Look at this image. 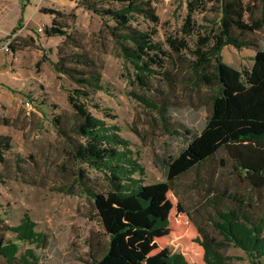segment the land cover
I'll return each instance as SVG.
<instances>
[{
    "label": "trees",
    "instance_id": "obj_1",
    "mask_svg": "<svg viewBox=\"0 0 264 264\" xmlns=\"http://www.w3.org/2000/svg\"><path fill=\"white\" fill-rule=\"evenodd\" d=\"M80 1L85 9L102 18V29L132 69V81L142 90L156 92L155 98L131 94L159 118L164 132H178L168 115L174 106L171 92L177 87L175 74L179 66L173 55L189 51L190 72L196 74L194 85L200 82L216 89L202 130L176 156L166 160V179L143 184L134 177L135 173L141 175L142 169L133 158L128 141L120 137L118 127L108 125L89 110L93 95L103 89L100 66L82 51V43L65 25L52 19L48 27L44 26L47 36L64 37L53 66L76 85L67 94L75 121L65 130L55 117V129L67 142L74 160L99 171L107 184V190L95 191L83 170L77 171L80 184L93 198L97 220L107 236L106 248L91 264H225L227 259L220 252L222 244L176 199L172 183L224 147L253 188L264 186V50L259 48V40L264 38V0H188L182 36L166 38L170 53L153 39L154 31L132 24L135 15L157 22L150 0ZM196 11L213 16L204 17L205 23L197 24L193 19ZM42 12L61 15L54 9ZM22 18L23 15L18 23ZM15 37L7 42L12 52L35 46L31 37L28 39L32 43L18 42ZM189 37H194L192 47ZM227 45L253 50L250 67L239 70L225 63L221 51ZM40 52L42 59L37 64L45 59L42 49ZM155 79L166 81V92L154 83ZM93 106L99 108L97 104ZM10 139L0 133L2 164L5 152L12 147ZM216 198L212 194L210 201ZM235 200L238 205L216 207L210 222L227 242L243 250L248 264H264V207L249 212L243 207L244 202ZM0 229L15 233V241L0 236V264H43L34 247L44 248L47 237L34 230L27 216L15 226L0 216ZM19 243L34 247L19 252Z\"/></svg>",
    "mask_w": 264,
    "mask_h": 264
},
{
    "label": "rangeland",
    "instance_id": "obj_2",
    "mask_svg": "<svg viewBox=\"0 0 264 264\" xmlns=\"http://www.w3.org/2000/svg\"><path fill=\"white\" fill-rule=\"evenodd\" d=\"M150 1L157 22L135 15L132 24L154 31L153 39L170 53L166 38L182 36L188 0ZM43 9L58 10L61 15L43 13ZM21 15L22 21L18 23ZM211 16L207 12L193 13L197 24H204V17ZM52 19L65 25L82 43L83 50H79L100 66L103 89L93 95L89 110L108 125L118 127L120 137L128 141V148L142 169V174L135 173L134 177L143 184L166 179V160L176 156L202 130L210 110V97L216 89L200 82L194 85L196 74L190 72L189 51L173 55L179 66L175 74L177 87L171 92L174 106L169 108L168 115L178 132L166 133L159 118L131 94L155 98L156 92L142 90L132 81V69L102 29L99 15L85 9L80 0H0V133L10 136L12 146L4 154L5 162L0 163V216L10 226L27 216L34 230L46 235L44 248L19 243V252L34 247L43 264H91L106 248L107 236L97 220L93 198L80 184L77 171L83 170L95 191L107 190V184L99 171L74 160L67 142L55 129V117L65 130L75 121L67 94L76 85L53 66L64 37L43 32ZM14 37L18 42L32 43L28 39L31 37L35 46L12 52L7 42ZM188 43L192 47L194 37H189ZM259 48L264 50V38H260ZM40 49L45 59L37 64L42 59ZM221 55L225 63L241 70L250 67L254 51L227 45ZM154 83L167 91L166 81L155 79ZM172 188L190 216L222 244L220 252L227 259L225 264H248L243 250L227 242L210 219L216 207L238 205L235 199L244 202L246 211H261L264 186L253 188L221 147L212 157L178 176ZM212 194L217 197L214 202L210 201ZM1 235L4 240L15 241V233L0 229Z\"/></svg>",
    "mask_w": 264,
    "mask_h": 264
},
{
    "label": "built area",
    "instance_id": "obj_3",
    "mask_svg": "<svg viewBox=\"0 0 264 264\" xmlns=\"http://www.w3.org/2000/svg\"><path fill=\"white\" fill-rule=\"evenodd\" d=\"M26 104L29 105L30 104V101H26Z\"/></svg>",
    "mask_w": 264,
    "mask_h": 264
}]
</instances>
